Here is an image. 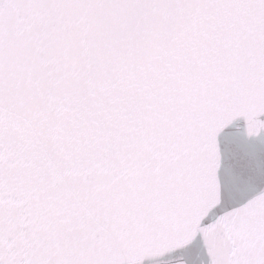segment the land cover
Returning <instances> with one entry per match:
<instances>
[{"label":"snow or ice","instance_id":"1","mask_svg":"<svg viewBox=\"0 0 264 264\" xmlns=\"http://www.w3.org/2000/svg\"><path fill=\"white\" fill-rule=\"evenodd\" d=\"M0 264H264V0H0Z\"/></svg>","mask_w":264,"mask_h":264}]
</instances>
